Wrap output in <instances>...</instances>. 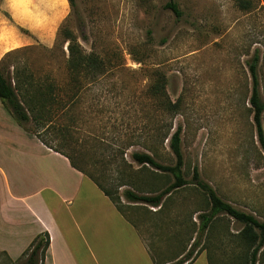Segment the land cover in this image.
Returning a JSON list of instances; mask_svg holds the SVG:
<instances>
[{"label":"rangeland","instance_id":"1","mask_svg":"<svg viewBox=\"0 0 264 264\" xmlns=\"http://www.w3.org/2000/svg\"><path fill=\"white\" fill-rule=\"evenodd\" d=\"M167 1L75 0L52 46H18L0 60V69L14 77L23 68L43 86L53 82L65 94L71 84L69 37L85 52L109 60L110 67L97 79L80 78L78 99L69 113L77 121L66 150L78 141L75 145L86 155L88 168L116 189L123 213L146 247L158 260H166L163 264H174L175 256L195 238L194 254H204L191 264H249L252 248L239 234L244 224L228 214L216 215L198 235L200 214L210 205L195 183L173 190L160 206L133 203L124 196L126 189L153 193L173 181L170 173L143 167L131 157L134 151H147L155 128L166 123L172 132L181 126L185 178L190 181L198 167L200 177L224 200L264 220V149L250 102V64L256 52L264 101V0H175L180 17L164 6ZM7 21L0 22V38L8 39L15 30L10 14ZM157 81L164 83L166 94L151 92ZM168 100L177 103L172 113L165 109ZM68 119L58 122L70 123ZM262 124L264 129V113ZM21 126L34 134L32 122ZM47 136L58 137L51 130ZM5 141L0 131V160L11 162ZM156 148L159 161L175 162L169 139ZM27 247L20 252L0 249V264L23 262ZM41 264H49L47 251ZM257 264H264V246Z\"/></svg>","mask_w":264,"mask_h":264},{"label":"crops","instance_id":"2","mask_svg":"<svg viewBox=\"0 0 264 264\" xmlns=\"http://www.w3.org/2000/svg\"><path fill=\"white\" fill-rule=\"evenodd\" d=\"M68 12V0L0 5V22L10 14L15 28L11 37L0 38V60L18 46H52ZM0 131L13 154L11 162L0 160V249L23 251L47 231L49 264H154L136 227L100 187L24 131L1 100Z\"/></svg>","mask_w":264,"mask_h":264},{"label":"trees","instance_id":"3","mask_svg":"<svg viewBox=\"0 0 264 264\" xmlns=\"http://www.w3.org/2000/svg\"><path fill=\"white\" fill-rule=\"evenodd\" d=\"M68 2L72 8L76 7L75 0H68ZM164 6L172 10L177 17L182 15V11L175 0H168ZM62 26L63 25L60 26V30ZM60 30L58 32H60ZM68 39L70 41L68 44L69 57L67 59V66L71 84L69 90H65V94L64 90H61L59 86L53 82L43 86L42 80H40L39 77L32 72H27L23 68L17 69L14 77H10L9 75L5 76L0 69V100L20 125L32 122L35 126L32 132L45 145L64 154L73 167L89 176L126 217L121 207L118 205L116 199L118 194L115 192L116 189L112 190L110 187L108 188L100 176L88 168L86 155L75 145L78 141L75 140L74 146L71 144L72 147L70 150H66V145L68 144L66 140H69L68 134H70L72 126L77 121V119L69 113L71 112V107L75 106L78 99L81 87V76H91L97 79V77L104 73L111 65L109 60H105L94 52H85L74 37H69ZM259 59V53L256 52L250 64L253 77V89L250 102L254 111L253 117L256 123L259 141L264 149V129L262 124L264 101L260 96L259 76L257 73ZM150 90L153 94L159 96L161 94H166L164 83L161 81L152 84ZM64 96H66L67 99H65ZM176 107L177 103H173L171 100L165 102V109L170 111V113L174 112ZM62 117H68L70 123L61 124L58 122ZM166 125L167 124L164 123L155 128L157 133L152 140H149L150 143L146 144L147 151H134L131 157L143 167L151 166L162 172L170 173L173 176V181L164 188L159 191H154L153 193L136 192L132 189H126L124 191L125 198L133 203H146L152 206H160L166 195L177 188L187 185L189 182H193L206 193L210 205L208 212L200 214L198 235L203 234L216 215L219 213L228 214L244 224L239 234L245 244L252 248L249 256V264H257L259 251L264 246V220H260L252 213L243 211L224 200L208 182L200 177L198 167H194L190 181L185 178L183 171L184 159L181 151V126H178L172 132L171 125ZM50 130L53 132L55 131L58 137L54 138L47 136ZM58 138V143H61V145L54 143ZM166 139H169L171 149L175 156V162L173 164H167L157 159L159 153L156 145L158 142L159 144H164ZM115 154L118 153L116 152ZM123 154L124 153L121 152L122 157H124ZM124 164L125 166H131L128 162H124ZM129 221L136 227L131 220ZM196 243L197 238L194 239L189 247L179 252L175 256L176 260L174 264H191L199 255L198 253L194 254V246ZM49 244V233L47 231L39 233L24 251V253L28 251L27 258L19 264H38L39 261L41 264ZM148 251L154 264H163L166 261H162V259L158 260L149 248ZM3 252L7 254L11 263L15 262L7 252Z\"/></svg>","mask_w":264,"mask_h":264},{"label":"bare ground","instance_id":"4","mask_svg":"<svg viewBox=\"0 0 264 264\" xmlns=\"http://www.w3.org/2000/svg\"><path fill=\"white\" fill-rule=\"evenodd\" d=\"M3 33V32H2ZM7 33V32H6ZM6 42V41H5ZM15 42V41H14ZM17 42V41H16Z\"/></svg>","mask_w":264,"mask_h":264}]
</instances>
